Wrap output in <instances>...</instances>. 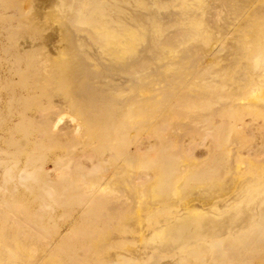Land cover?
I'll return each mask as SVG.
<instances>
[{
  "label": "rangeland",
  "instance_id": "374dc122",
  "mask_svg": "<svg viewBox=\"0 0 264 264\" xmlns=\"http://www.w3.org/2000/svg\"><path fill=\"white\" fill-rule=\"evenodd\" d=\"M95 2L0 0V264H238L236 227L212 230L245 206L264 217V77L249 79L247 50L264 0H236L238 12L226 0ZM87 107L122 114L109 151ZM145 162L175 166L169 196ZM263 241L250 264H264ZM199 246L209 252L194 257Z\"/></svg>",
  "mask_w": 264,
  "mask_h": 264
},
{
  "label": "bare ground",
  "instance_id": "6f19581e",
  "mask_svg": "<svg viewBox=\"0 0 264 264\" xmlns=\"http://www.w3.org/2000/svg\"><path fill=\"white\" fill-rule=\"evenodd\" d=\"M53 1V0H52ZM93 3H96L95 0H90ZM186 1V6L187 9L191 8V6L188 4L189 1L191 0H185ZM255 0H249V8L252 5L251 3H254ZM238 2V0H237ZM236 0H226V3H230L228 5V7L235 12H238V10L240 9L238 7V5ZM149 3H151L149 1ZM95 5V4H94ZM229 9V10H230ZM152 10V9H151ZM250 10V9H249ZM189 10H187L188 12ZM252 11V12H251ZM251 13H249V79L250 77L254 78V79H259L264 77V24L262 23H258V24H254L253 23V19L256 18V20H262L264 18V6H260V7H256L251 9ZM152 12V11H151ZM157 12V11H156ZM190 12V11H189ZM186 13L188 15V19L190 17H194L193 14L191 13ZM151 14V13H150ZM39 15V13H38ZM195 15V14H194ZM43 16V15H42ZM41 16V17H42ZM44 16H46V18L44 19ZM43 19L46 20L48 18L47 15H44ZM197 16V15H196ZM40 17V15L38 16ZM135 17H142L141 15H136ZM166 19V18H165ZM165 21V20H162ZM247 21V20H245ZM59 29L62 30V36L65 37V39L73 44L74 41L77 42V40H81L79 37H76L77 35H72L70 27H68L65 23L61 22L59 24ZM172 31V30H171ZM185 32V30H184ZM182 31V33H184ZM130 34L126 35L124 37H118V36H112V35H108V42L111 41L113 38L114 40L109 42L112 43L114 42V44L116 46H119L120 48L126 49L127 47L130 46ZM82 38V36H81ZM50 39V38H49ZM96 49L98 48H102L101 46L95 47ZM242 48V47H241ZM150 52H152L151 49H148ZM154 51L152 53H155L157 50H155V48L153 49ZM167 51V50H165ZM247 53V52H246ZM243 54V53H242ZM241 54V55H242ZM243 57V56H242ZM59 55L56 58H51V61H56V59L58 60ZM60 59V58H59ZM153 59V57H152ZM85 63V60L81 59V61H79V64L82 65ZM72 64V63H71ZM126 70V69H124ZM68 76L71 79H78L79 77V68L77 69H68ZM137 75L132 74L129 78H136ZM38 80H42L41 83H47L49 81V77L44 76L41 79ZM39 81V82H40ZM75 91L77 93L81 92V88L78 85H75ZM104 91V90H101ZM99 93H94L92 96L88 97L87 99V105L89 106H94L97 101L99 99H97V95ZM106 102H104L102 105H105ZM88 107L86 108V116L88 117V119L94 123H98L100 125H104V127H102L101 132L104 134H100V137L98 138L99 140H102V142L104 143V145H106V149L107 151H109L111 149L112 146H110L115 140H117L120 136H124V132L123 130L126 127L121 128V126H123L125 123H123L122 125H120V123H118L117 118L111 117L114 114L119 113V115L121 116L122 114L114 109H111L112 107H108L107 110H104L102 112H100V114H96V113H90L88 112ZM123 122V121H121ZM138 157V156H137ZM140 158V157H138ZM139 161V160H138ZM149 163H138V167L142 170V171H148L151 170L152 168H154V165H151ZM137 165V164H136ZM140 165V166H139ZM92 170H97L99 168L98 163H93L91 166ZM156 169H158V172L161 174V181H159L158 183V192L159 194L165 198L167 196H169V194H171L172 192V185H174V180L176 176L175 172H176V168L175 166H155ZM165 168H167L168 170H166ZM100 169V168H99ZM22 173L21 178H23L26 175L25 169L21 170ZM73 171V170H72ZM169 171V172H168ZM209 172H207L206 170H200L197 173H195L194 175V179H201L204 178L208 175ZM84 174V173H83ZM68 176V175H67ZM110 176H108L107 178H104L100 184H99V188H103V186H106V184H108L109 180H110ZM109 179V180H108ZM42 184H44V190L46 192H49V183H45L43 182ZM56 186H64V180L58 181V183H56ZM187 189L189 187V185L185 186ZM98 190V189H97ZM101 190V189H99ZM98 190V191H99ZM263 198L261 197H252L251 201L255 202L256 204L260 201H262ZM245 204L249 205V199L245 201ZM3 206V205H2ZM254 208V207H252ZM249 206H245L242 208H238L237 211H235L234 213H231L228 218H226L224 220L223 223L220 224H215L216 229L212 230L213 232L219 231L220 233H224V231L226 232L227 225L228 223H232L233 227H236V231L230 230L231 231V249L232 250H236L235 252V260H237L238 264H250L251 261V257L253 255H255L258 252H260V248H258L257 246L253 245L256 242L259 243L260 240H262V237L264 239V217L262 215H258V214H252L249 213ZM15 214V213H14ZM11 215V214H10ZM12 217V216H11ZM212 223V222H211ZM210 222L207 224H211ZM206 223L203 224V226L207 225ZM223 224V225H222ZM213 225V224H212ZM204 232H208L207 229L203 230ZM210 232V231H209ZM178 236L180 237V239H186L187 236H189L190 231L186 228L184 229H180L178 230ZM255 242V243H254ZM262 243V242H260ZM264 243V241H263ZM262 247V246H261ZM264 251V250H263ZM194 253L192 254L194 257H202V255H205L207 252H209L207 247H203V246H199L197 247V249H195L193 251ZM234 257V256H233Z\"/></svg>",
  "mask_w": 264,
  "mask_h": 264
}]
</instances>
